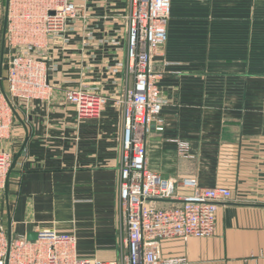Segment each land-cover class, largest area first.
Masks as SVG:
<instances>
[{"label":"crops","instance_id":"obj_1","mask_svg":"<svg viewBox=\"0 0 264 264\" xmlns=\"http://www.w3.org/2000/svg\"><path fill=\"white\" fill-rule=\"evenodd\" d=\"M170 1L167 40L153 62L164 104L147 167L172 183L194 177L202 187H227L233 197L218 205L213 235L165 241L162 255L184 258L176 264H264V0ZM77 2L85 20L73 22L67 42L48 39L40 51L50 96L16 100L0 224L9 237L70 233L77 257L117 261L123 117L114 101L133 86L125 70L129 0ZM81 85L107 96L98 117L78 118L65 101V90Z\"/></svg>","mask_w":264,"mask_h":264},{"label":"built area","instance_id":"obj_2","mask_svg":"<svg viewBox=\"0 0 264 264\" xmlns=\"http://www.w3.org/2000/svg\"><path fill=\"white\" fill-rule=\"evenodd\" d=\"M170 0H129L126 73L133 86L114 103L123 117L119 162L118 209L122 228L119 260L79 258L75 238L52 229L37 230L36 239L8 237L0 224V264H176L183 257H164L161 245L172 239L211 236L218 205L232 199L224 186L202 187L194 177L175 183L147 167L146 146L151 131L160 127L164 104L153 62L167 40ZM77 0H7L6 60H0V190L4 188L12 154L5 142L13 125L12 100L46 99L52 92L40 54L48 39L69 40L68 30L85 20ZM5 81L6 87L1 84ZM78 118L98 117L107 96L81 85L64 92ZM187 156V144L178 142Z\"/></svg>","mask_w":264,"mask_h":264},{"label":"water","instance_id":"obj_3","mask_svg":"<svg viewBox=\"0 0 264 264\" xmlns=\"http://www.w3.org/2000/svg\"><path fill=\"white\" fill-rule=\"evenodd\" d=\"M5 28H6V17L4 19V23H3V39H4V36H5ZM9 237V236H8ZM26 237L30 240H33V239H36L37 237V233L36 232H29Z\"/></svg>","mask_w":264,"mask_h":264},{"label":"rangeland","instance_id":"obj_4","mask_svg":"<svg viewBox=\"0 0 264 264\" xmlns=\"http://www.w3.org/2000/svg\"><path fill=\"white\" fill-rule=\"evenodd\" d=\"M4 2H5V0H3L2 1V8L4 7ZM1 33H2V31H1V29H0V40H1ZM6 56L4 55L3 56V59H1L2 61H5L6 59ZM4 80H2V82H3ZM12 102H13V104H14V106H15V103H16V100H12Z\"/></svg>","mask_w":264,"mask_h":264}]
</instances>
